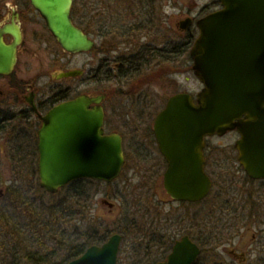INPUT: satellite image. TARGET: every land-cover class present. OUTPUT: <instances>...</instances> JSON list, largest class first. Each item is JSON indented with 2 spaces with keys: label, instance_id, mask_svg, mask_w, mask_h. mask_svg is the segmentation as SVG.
<instances>
[{
  "label": "water",
  "instance_id": "obj_1",
  "mask_svg": "<svg viewBox=\"0 0 264 264\" xmlns=\"http://www.w3.org/2000/svg\"><path fill=\"white\" fill-rule=\"evenodd\" d=\"M218 1L220 9L197 21L199 34L190 50L191 68L202 91L196 99L187 92L171 96L153 122L156 144L168 163L164 186L179 201L199 202L209 195L213 182L206 173V139L230 131L240 135L235 147L248 177L264 180V0ZM29 2L64 51L78 54L93 49L94 40L72 21L73 0ZM191 23L188 18L182 29ZM21 33L14 20L0 28V76L15 70ZM8 35L13 38L10 43ZM82 74L71 70L60 77ZM105 98L80 94L41 117L39 181L46 192L57 194L80 179L112 184L122 174L123 137L104 134ZM121 242L122 235L115 234L68 264H118ZM200 254L199 246L184 236L167 260L155 264H195Z\"/></svg>",
  "mask_w": 264,
  "mask_h": 264
},
{
  "label": "rangeland",
  "instance_id": "obj_2",
  "mask_svg": "<svg viewBox=\"0 0 264 264\" xmlns=\"http://www.w3.org/2000/svg\"><path fill=\"white\" fill-rule=\"evenodd\" d=\"M27 1L0 0V13H7L6 4L28 9ZM74 3L84 6L82 9L84 11L90 9V0H75ZM108 3L111 6L115 5V1L108 0ZM157 6L159 9L157 8L156 15L159 20L156 21L157 27H154V31H152L154 35H157L155 37L151 34L149 36L139 35L135 41L136 45L150 44L154 39L156 40L155 43L153 42L154 45L160 48L166 47L168 41L181 42L178 26L181 22H184L188 17L201 18L204 16L203 14H206L203 12V8H207V11L211 12L220 7L218 0H158ZM104 9L108 14L107 7ZM112 14L117 16L118 13ZM27 16L29 20L33 18V21L25 19L27 21L24 33L26 35L25 44L21 50L15 72L11 75L12 79L20 78L32 81L39 79L40 82L29 83L41 87V97L47 99L52 92L49 91L50 85L70 88L73 90L72 97L81 93L95 95L101 92H107L110 93V97L113 96L111 101L117 112L109 111L110 127L117 125L119 133L124 135L127 164L122 177L114 183L97 182L91 206L92 210L89 214L94 218H92L93 223L99 220L101 221L99 223L106 222L114 228L117 225L115 221L123 207L128 208L131 212L138 204L145 209L147 208L151 215L156 216L159 213L163 219L162 222L172 216H181L180 213L186 214L190 220H186L184 223L180 222L177 227L175 223L172 226L168 225L169 233L190 232L194 237L199 238L198 232L210 233L214 229L211 224H217L219 219L224 226L226 225L220 229L221 233L225 235V239L204 251L201 264H218L223 259L229 263L233 262L234 259L223 249L224 247H221V244L240 245L242 250H245L255 233L258 232L257 235L264 239V183L247 181L246 173L237 161L238 152L235 143L239 139V134L236 131L224 136L210 137L206 141L207 173L213 178L215 186L205 201L182 206L180 203L170 201L166 196L161 180L166 167L157 150V144H155L152 131L153 122L170 96L178 92H189L196 97L201 92L203 85L191 68L193 62L188 58V53L184 57L181 55L174 65L165 66L164 73L159 72L158 69L161 65L156 64L152 70L159 74V78L156 82L146 83L145 87L144 83L134 82V79H130L128 82H117L120 80L106 79L107 75L116 73L114 72L115 68L110 71L113 73H107L104 68L108 62H111L114 67L113 61L121 58L122 53H126L124 45H119V43L110 45L108 43L101 50L76 55L67 54L48 33L44 20L37 13H29ZM109 18L111 19V16ZM157 28L158 30H156ZM101 41L102 44L103 41ZM72 69L84 70L85 74L76 80L52 81L54 74ZM88 72L95 73L94 82H88L90 80L88 79ZM8 80L0 77V89L2 88L4 92L14 90L10 88ZM142 87L143 90H141ZM14 88L16 89V87ZM123 122L125 126H122V124L124 125ZM139 148L142 154L136 152ZM6 154L11 155L9 148L4 147L0 141V160L4 162L0 168V189L8 188L5 179L11 174L8 172ZM31 176L37 177L33 173ZM30 181L39 185L37 179ZM220 188L229 191L227 200L228 202L231 201L229 204L227 202L226 205H230V208L233 209L230 213H227L229 210H226L219 214V210H221L219 207L222 203L219 199L217 202V195ZM105 200L114 203L115 206L110 207L105 203ZM207 218H212V223H209ZM254 219L258 227L251 224ZM242 220L246 223H242ZM99 223L97 222V224ZM229 226L231 227L229 228ZM157 228L163 230L164 225L159 224ZM142 242L144 241L135 240L133 237L123 241L119 262L121 264H134V262L140 261L141 264H144L165 255L161 247L163 245L154 244V252L148 257L147 251H145L148 244H140ZM157 250L161 251L158 252ZM236 264L239 262L237 261Z\"/></svg>",
  "mask_w": 264,
  "mask_h": 264
},
{
  "label": "trees",
  "instance_id": "obj_3",
  "mask_svg": "<svg viewBox=\"0 0 264 264\" xmlns=\"http://www.w3.org/2000/svg\"><path fill=\"white\" fill-rule=\"evenodd\" d=\"M112 1H115L114 6L109 5L108 0V4L103 6V8L107 7L108 14L111 16L110 19L105 9L104 14L108 17L110 28L105 38L100 36L103 43L97 50H101L108 43L110 45L119 43L125 46L126 53H122L121 58L113 61L114 67L111 62L106 63L104 70L107 73H113L110 71L114 68L116 72L107 75L106 79L120 80L117 82H128L134 79V82L139 81L142 84L156 82L159 74L152 70L156 62L161 65L159 72L164 73L165 66L174 65L181 55L184 57L189 53L190 46L197 35L194 29L187 32L181 42L170 41L164 48L154 45L155 39L150 44H137V47L135 41L139 35L151 34L153 37L157 35H154L152 31L154 27H157L156 21L159 20L156 15L158 0ZM80 6L76 3L72 9L73 21L89 34L91 33L87 20L89 10L84 11L82 10L84 6ZM207 10L203 8L204 13H208ZM111 12L118 14L116 16ZM61 99L63 96L53 99V103ZM34 171L37 173L36 169ZM247 181L255 183L248 177ZM96 184L97 181L91 179L77 180L59 190L60 192L56 195L46 193L38 184L31 181L26 184L8 186L0 197V264H68L83 255L90 246L107 241L114 233L122 234L124 241L130 237L144 241L140 244H148L145 249L148 257L154 252V244H162L161 247L165 252L171 248L170 240L178 233L175 235L172 232L169 233L167 227L172 226L173 223L176 227L180 222L183 223L186 214L180 213L181 216H172L162 222L163 219L159 213L156 216L151 215L147 208L137 204L131 212L123 207L114 228L106 222L99 223L101 222L99 220H97L99 224L93 223V216L89 214L92 210ZM228 192L224 188L218 190L217 202L220 200L222 203L219 214L226 210L230 213L233 210L230 205H226ZM155 208L158 209V207ZM207 221L212 223V218H207ZM159 224L164 225L163 230H158ZM211 226L214 229L210 233L205 231L198 233L200 240L187 232L205 248V251L213 244L225 239V235L220 230L226 226L222 224V221L218 219V223H212ZM134 264L141 263L139 261Z\"/></svg>",
  "mask_w": 264,
  "mask_h": 264
},
{
  "label": "flooded vegetation",
  "instance_id": "obj_4",
  "mask_svg": "<svg viewBox=\"0 0 264 264\" xmlns=\"http://www.w3.org/2000/svg\"><path fill=\"white\" fill-rule=\"evenodd\" d=\"M28 2V9L27 8H19L11 6V4H6V14L0 13V28H2L4 25H7L9 23H12L14 20L16 24H20V28L23 35V41L20 44L19 47V53H18V62L19 57L21 54V50L25 44L26 35L25 29H26V20L28 19L29 13H37L38 16L42 18V16L39 14L38 11H36ZM75 2V0H74ZM107 3V0H90V9L88 14V25H89V33L88 35L92 40L95 42V46L93 47L92 51L97 50L98 47H100V36L106 37L108 33V29L110 28V23L108 21L107 15H105V9L103 6ZM75 4V3H74ZM43 19V18H42ZM193 23L197 21V18L194 16L192 17ZM29 21H33V18H30ZM183 22H181L178 26L180 28V38L184 39V36L187 32L191 30V28L187 31L182 30ZM173 40L172 38H168ZM6 40L10 43L13 38L8 35L6 36ZM102 42V41H101ZM168 41L167 43H169ZM164 48V47H163ZM66 53V52H64ZM189 55V53H188ZM190 57V55H189ZM188 57V58H189ZM190 59V58H189ZM18 64V63H17ZM157 64V62L154 64V66ZM73 70V69H72ZM69 71V70H66ZM66 71L58 72L54 74L52 81L53 82H61L63 80H76L80 77H60V75ZM85 73V71H84ZM90 73V74H89ZM14 74V73H13ZM12 74V75H13ZM83 76V75H82ZM81 76V77H82ZM94 76L95 73L88 72V82H94ZM1 78L9 79L7 82L10 86V88L16 90H9L8 92H4L2 88L0 89V141L1 144L7 146L10 151V156L7 154V168L9 169L8 172L11 174L6 177L5 181L8 186L20 184V183H29L31 179H37L39 180V135L38 132L42 126V119L43 117L54 105H56L59 102H62L64 100L73 99L72 92L70 88H63V87H53L49 86V91L51 92V96L47 98L41 97V87L31 84L29 82H40V80H24L20 78L12 79V76H1ZM9 82H20L16 84H10ZM146 83H144V87L146 86ZM58 86V85H57ZM16 87V89L14 88ZM143 90V87L141 88ZM14 91V92H13ZM14 93V94H12ZM20 93V95H17ZM99 94H106V92H101ZM110 93H107L106 99L103 101L101 106L104 108L105 112V119H104V131L106 134L118 132L119 133V127L117 125L110 127V116L109 111L117 112L116 107L114 106L113 102L111 101L113 99V96H109ZM17 95V96H16ZM63 96V99L60 101H57L56 103H53V99L60 98ZM92 105L91 107H93ZM114 121V120H113ZM115 122V121H114ZM124 123V122H123ZM122 126H125L122 124ZM121 133V132H120ZM123 134V133H122ZM4 143V144H3ZM158 148V147H157ZM159 151V149H157ZM138 153H141V149L139 148ZM142 154V153H141ZM160 154V152H159ZM161 155V154H160ZM163 163L166 164V161L164 157L161 155ZM127 162V159H126ZM2 163L0 160V168L2 166ZM34 169L37 170V173L34 171ZM37 175V177L31 178V174ZM28 181V182H27ZM39 182V181H38ZM5 189H0V197L3 196ZM167 194V193H166ZM168 198L172 200V198L167 194ZM186 219L189 220V218L186 216ZM185 217L183 218V223L186 221ZM253 226H256L255 219L251 223ZM258 231V230H255ZM198 233H202L201 231ZM258 233V232H257ZM255 233L252 237L249 243L247 244L245 250H242V246L240 245H234V244H221V247H224L223 249L228 252L232 258L234 259L233 262L229 263L226 260H222L218 264H232L238 261L239 264H264V239ZM175 235V234H174ZM184 235H190L187 232L186 233H178L175 235L174 238L170 240V244H172L170 247L173 248V244L176 243L178 239L183 237ZM193 238V237H192ZM198 246L201 249L200 257L198 258L196 264H200L203 260V255L205 248L199 244L198 241L194 240ZM260 243V244H259ZM228 245V246H225ZM171 248L167 249V252L163 251V255L161 258H158L156 260H151L152 262H156L157 260L160 261L161 259H165L166 256L169 254ZM158 252L161 250H157ZM221 258V257H220ZM222 259V258H221Z\"/></svg>",
  "mask_w": 264,
  "mask_h": 264
}]
</instances>
